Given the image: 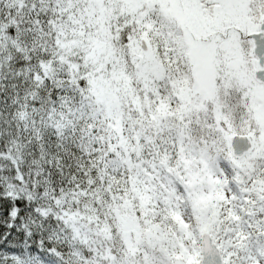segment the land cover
Masks as SVG:
<instances>
[{"label": "snow or ice", "instance_id": "obj_1", "mask_svg": "<svg viewBox=\"0 0 264 264\" xmlns=\"http://www.w3.org/2000/svg\"><path fill=\"white\" fill-rule=\"evenodd\" d=\"M0 264H264V0H0Z\"/></svg>", "mask_w": 264, "mask_h": 264}]
</instances>
